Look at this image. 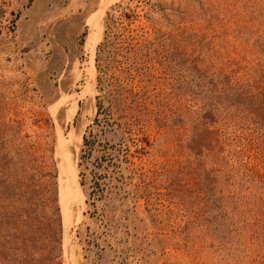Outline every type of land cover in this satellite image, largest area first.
<instances>
[{"label": "rangeland", "instance_id": "374dc122", "mask_svg": "<svg viewBox=\"0 0 264 264\" xmlns=\"http://www.w3.org/2000/svg\"><path fill=\"white\" fill-rule=\"evenodd\" d=\"M99 2L0 0V118L24 120L54 147L63 264H242L243 248L235 260L192 253L206 219L215 226L222 187L193 100L214 97L209 84L264 82V0H159L153 22L166 43L153 84H139L147 104L103 124L95 58L106 13L124 2L144 27L149 6ZM91 19L102 24L97 42ZM92 134L97 148L83 162Z\"/></svg>", "mask_w": 264, "mask_h": 264}, {"label": "trees", "instance_id": "16d2710c", "mask_svg": "<svg viewBox=\"0 0 264 264\" xmlns=\"http://www.w3.org/2000/svg\"><path fill=\"white\" fill-rule=\"evenodd\" d=\"M137 1L149 6L144 27H133L140 16L124 2L106 13L95 58L98 124L109 123L116 109L138 111L147 104L139 84H153L156 68L150 64H159L158 50L166 42L153 22V14L162 11L159 0ZM208 92L215 98L197 95L193 100L196 125L217 167L210 175H218L222 187L212 208L215 226L206 219L210 226L192 253L206 247L235 260L243 248L242 264H264V82L209 84ZM25 125L0 118V264H63L54 147ZM90 137L83 138V162L97 148ZM98 188L103 194L104 188Z\"/></svg>", "mask_w": 264, "mask_h": 264}, {"label": "crops", "instance_id": "0c3cea01", "mask_svg": "<svg viewBox=\"0 0 264 264\" xmlns=\"http://www.w3.org/2000/svg\"><path fill=\"white\" fill-rule=\"evenodd\" d=\"M103 3L102 0L99 2V7H102ZM86 25L89 27V34L87 37H91L92 40L94 41H99V38L101 37L102 34V24L101 21H97L95 19L88 20Z\"/></svg>", "mask_w": 264, "mask_h": 264}, {"label": "water", "instance_id": "95a60500", "mask_svg": "<svg viewBox=\"0 0 264 264\" xmlns=\"http://www.w3.org/2000/svg\"><path fill=\"white\" fill-rule=\"evenodd\" d=\"M58 202H59V194H58Z\"/></svg>", "mask_w": 264, "mask_h": 264}, {"label": "bare ground", "instance_id": "6f19581e", "mask_svg": "<svg viewBox=\"0 0 264 264\" xmlns=\"http://www.w3.org/2000/svg\"><path fill=\"white\" fill-rule=\"evenodd\" d=\"M59 194V193H58Z\"/></svg>", "mask_w": 264, "mask_h": 264}]
</instances>
